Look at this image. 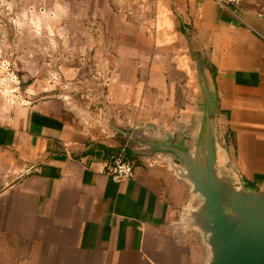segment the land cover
Segmentation results:
<instances>
[{"label": "crops", "instance_id": "obj_1", "mask_svg": "<svg viewBox=\"0 0 264 264\" xmlns=\"http://www.w3.org/2000/svg\"><path fill=\"white\" fill-rule=\"evenodd\" d=\"M27 1L26 19L12 15L15 0L7 2L8 50L32 33L24 23L47 26L65 11L64 0ZM69 3L73 17L95 13L102 28L110 25L109 0ZM178 10L193 49L216 72L206 78L217 102V151L247 187L264 192V0L231 11L216 0H179ZM133 43L119 52L112 95L118 109L105 106L103 113L117 115L121 127L169 123L175 99L164 67ZM23 67L28 77L31 68ZM124 151L135 172L116 182L108 166ZM133 153L116 131L90 125L65 96L21 103L0 94V264H208L206 236L188 214L203 199L177 175L179 161L164 152Z\"/></svg>", "mask_w": 264, "mask_h": 264}, {"label": "rangeland", "instance_id": "obj_2", "mask_svg": "<svg viewBox=\"0 0 264 264\" xmlns=\"http://www.w3.org/2000/svg\"><path fill=\"white\" fill-rule=\"evenodd\" d=\"M11 1L0 0V51L12 62L13 69L21 79L20 89L14 95L38 99L60 94L69 98L72 106L83 113L90 125L97 128L108 126L116 131L123 146L127 143L133 158V152L141 155L157 152L171 154L159 148L168 144L194 149L199 134L197 128L204 118L206 87L212 89L209 80L211 66L204 53L193 49L190 31L181 26L179 0H109L112 20L110 25L108 23L103 28V18L97 19L95 13H91L89 19L73 17L71 3L64 0L65 11L61 18L58 17L59 21H50L47 26L37 21L24 23V27H28L32 33L15 40L24 50L15 47L8 50L5 21L6 15L11 14L10 9L6 10L7 2ZM15 1L12 11L15 18L32 16L28 12L27 0ZM39 5L36 4L37 12ZM49 12L50 18L54 16L51 10ZM14 28H18L17 23ZM133 42L148 52V62L164 67L175 99L174 118L169 123L159 125L147 121L133 128L121 127L117 115L108 114L107 111L103 113L105 106L110 111L118 109L112 95L119 84V52L132 46ZM39 46H45V50H38ZM3 59L0 57V61ZM23 65L31 68L28 77L24 74ZM211 93L215 113L217 102L213 90ZM182 113L188 119H182ZM197 115L202 116L201 122ZM152 124H158L161 128H151ZM178 133L186 143L177 140ZM217 137L220 140L222 135L217 134Z\"/></svg>", "mask_w": 264, "mask_h": 264}, {"label": "water", "instance_id": "obj_3", "mask_svg": "<svg viewBox=\"0 0 264 264\" xmlns=\"http://www.w3.org/2000/svg\"><path fill=\"white\" fill-rule=\"evenodd\" d=\"M205 96L194 149L177 144L159 148L179 161L177 175L191 183L194 196L203 199L188 214L192 226L206 236L208 264H264V192L244 186L241 176L223 163L216 147L212 93L207 87Z\"/></svg>", "mask_w": 264, "mask_h": 264}, {"label": "built area", "instance_id": "obj_4", "mask_svg": "<svg viewBox=\"0 0 264 264\" xmlns=\"http://www.w3.org/2000/svg\"><path fill=\"white\" fill-rule=\"evenodd\" d=\"M217 3L225 8L226 10L239 9L245 0H216ZM1 31V30H0ZM2 38L0 37V42ZM0 57H4L0 61V94H2L6 99L13 102L28 103L30 96L25 98H18L17 95H14L20 89L21 79L19 74L13 69L12 62L2 55L0 51ZM4 54V53H3ZM129 140V139H127ZM127 146V143H126ZM135 172V162L125 155L124 152L118 153L114 156L112 163L108 166V174L116 182H122L131 178ZM240 184V183H239ZM244 184V183H242ZM241 185V184H240Z\"/></svg>", "mask_w": 264, "mask_h": 264}, {"label": "trees", "instance_id": "obj_5", "mask_svg": "<svg viewBox=\"0 0 264 264\" xmlns=\"http://www.w3.org/2000/svg\"><path fill=\"white\" fill-rule=\"evenodd\" d=\"M211 72H212L213 76H215L216 72H215V70H214L213 67H211ZM126 156H127V158H130L131 157L130 155H128V153H127Z\"/></svg>", "mask_w": 264, "mask_h": 264}]
</instances>
